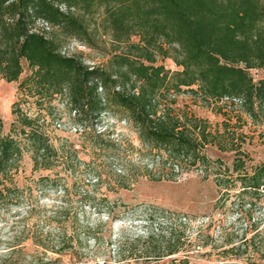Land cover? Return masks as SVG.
I'll return each instance as SVG.
<instances>
[{"label":"trees","instance_id":"trees-1","mask_svg":"<svg viewBox=\"0 0 264 264\" xmlns=\"http://www.w3.org/2000/svg\"><path fill=\"white\" fill-rule=\"evenodd\" d=\"M103 35L112 41L106 66L89 67L61 51L62 40L95 47ZM159 57L182 70L158 65ZM24 62L31 70L20 84L24 94L66 96L72 111L88 120L86 128L118 108L174 169L201 171L205 179L214 174L221 190L240 183L242 195L264 198V162L249 170L235 130L224 123L223 132L214 131L207 120L162 108L170 96L186 93L208 105L224 102L219 109L229 117L237 106L252 119L264 117V78L256 82L250 73L264 72V0H0V77L19 81ZM13 114L10 134H4L0 115V209L23 200L15 176L26 153L34 170L53 169L59 158L39 119L20 108ZM208 146L233 153L232 169L210 158ZM32 244L43 245L35 239ZM12 248L4 263L13 258ZM178 252L173 246L167 254Z\"/></svg>","mask_w":264,"mask_h":264},{"label":"rangeland","instance_id":"rangeland-1","mask_svg":"<svg viewBox=\"0 0 264 264\" xmlns=\"http://www.w3.org/2000/svg\"><path fill=\"white\" fill-rule=\"evenodd\" d=\"M101 37L95 47L62 40L61 51L89 67L106 66L112 41ZM158 65L182 70L170 58L159 57ZM250 73L256 82L264 78L262 70ZM30 74L24 62L19 81L0 77L3 132L11 133L13 111L20 108L39 119L59 158L53 169L34 170L31 154H25L15 176L23 200L0 209V264H77L114 256L125 264H264V198L242 195L240 183L221 190L214 174L205 179L201 171L174 169L164 153L150 150L118 108L86 128L88 120L72 111L66 96L21 92ZM223 103L208 105L182 93L163 101L162 108L170 105L176 114L207 120L214 131L223 132L227 123L237 133L236 145L249 155L250 170L264 162V117L252 119L239 106L226 116L219 109ZM206 151L232 169L233 153L214 146ZM151 233L154 238L148 239ZM33 239L43 245L32 244ZM10 246L15 254L4 263V255L14 249ZM173 246L179 252L168 255Z\"/></svg>","mask_w":264,"mask_h":264},{"label":"built area","instance_id":"built-area-1","mask_svg":"<svg viewBox=\"0 0 264 264\" xmlns=\"http://www.w3.org/2000/svg\"><path fill=\"white\" fill-rule=\"evenodd\" d=\"M82 47L85 48V46H82ZM115 258H116L115 256L109 259L95 258V259H91L88 261H81L77 264H125L124 262L118 261Z\"/></svg>","mask_w":264,"mask_h":264}]
</instances>
